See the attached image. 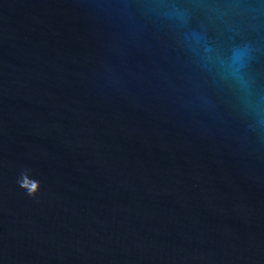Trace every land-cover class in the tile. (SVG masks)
Masks as SVG:
<instances>
[{
    "label": "water",
    "instance_id": "95a60500",
    "mask_svg": "<svg viewBox=\"0 0 264 264\" xmlns=\"http://www.w3.org/2000/svg\"><path fill=\"white\" fill-rule=\"evenodd\" d=\"M0 264H264V0H0Z\"/></svg>",
    "mask_w": 264,
    "mask_h": 264
},
{
    "label": "clouds",
    "instance_id": "9594fccd",
    "mask_svg": "<svg viewBox=\"0 0 264 264\" xmlns=\"http://www.w3.org/2000/svg\"><path fill=\"white\" fill-rule=\"evenodd\" d=\"M29 173H30V170H25V171H23V172L21 173V175H20V179H19V183L21 184L22 187H23V185H22V178H23L24 176H27ZM33 180H34V181H37L34 177H33ZM39 189H40V188H39ZM38 191H39V190H38ZM38 191H29V190H28L29 194H35V193L38 192Z\"/></svg>",
    "mask_w": 264,
    "mask_h": 264
},
{
    "label": "snow or ice",
    "instance_id": "6c2138e0",
    "mask_svg": "<svg viewBox=\"0 0 264 264\" xmlns=\"http://www.w3.org/2000/svg\"><path fill=\"white\" fill-rule=\"evenodd\" d=\"M33 188H35V185H33Z\"/></svg>",
    "mask_w": 264,
    "mask_h": 264
}]
</instances>
